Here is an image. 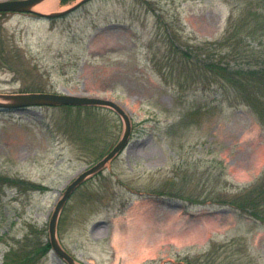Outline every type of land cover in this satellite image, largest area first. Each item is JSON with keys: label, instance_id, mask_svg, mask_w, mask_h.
<instances>
[{"label": "rangeland", "instance_id": "374dc122", "mask_svg": "<svg viewBox=\"0 0 264 264\" xmlns=\"http://www.w3.org/2000/svg\"><path fill=\"white\" fill-rule=\"evenodd\" d=\"M46 1L0 13V103L35 92L96 98L131 123L125 148L60 213L57 238L75 264H264V225L228 205L262 180L264 129L245 93L200 67L201 44L222 38L259 0H87L45 18L35 13L83 0L36 9ZM173 44L191 52L190 63L167 60ZM78 109L0 108V264L13 251L11 264H67L37 250L49 242L56 203L125 130L110 108ZM138 216L151 241L134 256L118 240Z\"/></svg>", "mask_w": 264, "mask_h": 264}, {"label": "trees", "instance_id": "16d2710c", "mask_svg": "<svg viewBox=\"0 0 264 264\" xmlns=\"http://www.w3.org/2000/svg\"><path fill=\"white\" fill-rule=\"evenodd\" d=\"M247 9L248 16H243V18L237 21V25L224 34L222 38L205 41L201 44L202 49H204V59L201 60L202 62L200 61V67L211 82L229 86L238 93H245V97L249 101L247 106L264 129V49H261L264 46V0L257 1V4L253 8L247 7ZM241 10L243 11V8ZM171 48L174 50L172 52L174 56L170 52L166 53L165 57L169 56L167 60L174 63L178 60L185 61L187 57L189 59L186 61L190 63L191 52L180 46H176L175 48L174 44ZM256 55L258 56V60L252 64L250 62L248 67L230 68L229 60L245 58L252 61V56ZM194 65L195 69H197V65ZM76 108L82 109L83 107ZM84 108L89 111L96 109L92 107ZM261 179V182L250 189L247 194H242L243 197L242 195L235 196L228 202V205L239 214L241 213L264 225V172ZM12 182L14 183L15 180H12ZM18 184H24V182L18 180ZM36 188L39 190L45 189L41 186H36ZM49 248L50 246L47 243L45 246L37 248V250H48ZM9 251L11 253V249ZM13 252L6 258L7 260L4 264H11V259L9 258H13ZM33 253H36V249ZM23 255L26 257V262L28 261V257L33 256V254L29 255L28 253ZM192 264L198 263L192 262Z\"/></svg>", "mask_w": 264, "mask_h": 264}, {"label": "water", "instance_id": "95a60500", "mask_svg": "<svg viewBox=\"0 0 264 264\" xmlns=\"http://www.w3.org/2000/svg\"><path fill=\"white\" fill-rule=\"evenodd\" d=\"M43 0H8L0 2V12H34L32 8ZM87 0L81 1L76 4L68 11L62 13H54L49 15H43L40 13H35L45 18L50 17H62L68 12L73 11L82 3ZM5 100H11V103H0L1 109H13L18 110L21 108L32 107V106H94V107H107L113 110L124 122L125 130L122 138L118 143L112 148V150L99 162L91 166L84 172H82L78 177H76L66 188L62 197L56 203L55 209L51 215L48 224V235H49V245L52 251L61 259L66 261L67 264H75L74 259L64 251L57 239V224L59 220L60 213L75 191V189L80 186L84 181L93 175L97 174L102 170V168L109 163L116 155H118L126 146L130 133H131V123L128 116L122 111L116 104L108 100L87 98V97H77L66 94H53V93H27L21 95L13 96H3Z\"/></svg>", "mask_w": 264, "mask_h": 264}, {"label": "bare ground", "instance_id": "6f19581e", "mask_svg": "<svg viewBox=\"0 0 264 264\" xmlns=\"http://www.w3.org/2000/svg\"><path fill=\"white\" fill-rule=\"evenodd\" d=\"M53 5L54 0H47L42 5L37 6L36 9L39 11H48L53 8ZM137 220H139L138 222L136 221L137 224L132 226L133 228H129L132 230H128L126 234H121L122 236L120 235V239L118 240L119 248L125 251L127 250L126 252L134 256H138L150 245V243H148L149 237H146L144 231L139 228L141 223H145L146 219L138 216Z\"/></svg>", "mask_w": 264, "mask_h": 264}]
</instances>
